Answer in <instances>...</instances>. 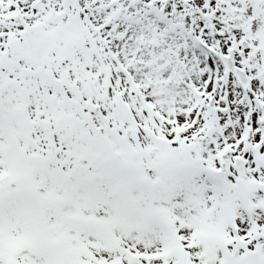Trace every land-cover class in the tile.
Wrapping results in <instances>:
<instances>
[{"label": "snow or ice", "instance_id": "snow-or-ice-1", "mask_svg": "<svg viewBox=\"0 0 264 264\" xmlns=\"http://www.w3.org/2000/svg\"><path fill=\"white\" fill-rule=\"evenodd\" d=\"M0 264H264V0H0Z\"/></svg>", "mask_w": 264, "mask_h": 264}]
</instances>
